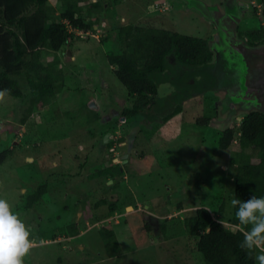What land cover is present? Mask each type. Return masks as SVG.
<instances>
[{"label":"rangeland","instance_id":"1","mask_svg":"<svg viewBox=\"0 0 264 264\" xmlns=\"http://www.w3.org/2000/svg\"><path fill=\"white\" fill-rule=\"evenodd\" d=\"M98 1L106 5L95 30L72 29L69 44L43 57L56 77L46 105L29 113L28 96L0 98V154H9L0 164V199L30 231L33 246L23 264H207L182 222L202 206L235 229L229 218L238 144L217 147L221 132L238 128L243 118L232 104L224 106L220 87L229 84L231 70L223 59L202 71L169 60L147 119L128 118L123 110L135 98L108 56L120 52L117 28L125 25L215 40L216 27L198 7L223 11L224 0ZM238 1L251 8L238 26L242 40L263 19L254 14L259 0ZM49 3L59 7V0ZM224 5L238 15L235 4ZM106 169L113 175L101 173ZM41 186L43 194L29 207ZM108 243L121 254L113 257Z\"/></svg>","mask_w":264,"mask_h":264},{"label":"trees","instance_id":"2","mask_svg":"<svg viewBox=\"0 0 264 264\" xmlns=\"http://www.w3.org/2000/svg\"><path fill=\"white\" fill-rule=\"evenodd\" d=\"M231 1L226 0L227 3ZM104 5L106 3L98 0L89 3L86 0H59V7L50 4L49 0H0V92L8 90L6 94L18 99L28 96L29 113L36 106L46 105L50 99L48 96L52 97L55 93L56 77L52 72V63L45 66L43 57L69 44L74 30H95ZM225 6L223 11L206 3L198 7L201 14L216 27L215 40L185 35L167 28L120 26L117 33L121 50L109 54L108 62L115 67L117 79L135 98L122 114L128 118L142 114L145 119L151 107L159 101L154 97L163 87L161 75L168 70L169 60L201 71L207 65L216 66L219 59L227 63L231 78L228 85L220 87L228 101L224 106L228 109L232 104L234 111L242 114L243 118L238 128L229 127L221 132L217 147L226 150L232 142L238 144L239 161L233 179L234 198L243 201L252 195L264 197V112L259 106L252 105L255 103L253 94L249 91L239 60L230 48V42L234 40V16L227 12ZM246 36L247 44L256 45L262 42L264 33L253 30L247 32ZM108 38L109 35H106L102 41ZM178 109L165 115L163 120L171 118ZM24 122L25 118L22 119ZM111 144L109 142L107 146ZM8 157L7 151L2 152L0 164ZM101 173L113 175L111 169L102 170ZM116 186L114 184L113 187ZM44 190L45 187L41 186L31 196L29 207ZM113 208L114 204L111 206ZM235 213L236 208L229 218V223L235 229L227 228L224 222L217 223L218 219L207 207H197L184 218L182 223L187 232L197 239V251L207 264H255V259L249 258L246 251L239 247L243 240L241 229L247 230L250 226L240 225ZM105 231L112 236L111 230ZM107 247L114 251H111L113 257L121 254L119 246L111 247L108 243Z\"/></svg>","mask_w":264,"mask_h":264},{"label":"clouds","instance_id":"3","mask_svg":"<svg viewBox=\"0 0 264 264\" xmlns=\"http://www.w3.org/2000/svg\"><path fill=\"white\" fill-rule=\"evenodd\" d=\"M8 90L0 92L2 98ZM231 206L242 226L243 240L239 247L257 264H264V197L252 195L247 200L233 198ZM217 223H222L218 220ZM30 231L25 223L12 211L5 199H0V264H23L33 246Z\"/></svg>","mask_w":264,"mask_h":264},{"label":"water","instance_id":"4","mask_svg":"<svg viewBox=\"0 0 264 264\" xmlns=\"http://www.w3.org/2000/svg\"><path fill=\"white\" fill-rule=\"evenodd\" d=\"M233 39L230 42V48L239 56L248 81L252 83L251 87L258 89L261 84H264V44L249 45L244 41L237 40L236 30L233 33ZM90 106L97 108L93 101Z\"/></svg>","mask_w":264,"mask_h":264},{"label":"flooded vegetation","instance_id":"5","mask_svg":"<svg viewBox=\"0 0 264 264\" xmlns=\"http://www.w3.org/2000/svg\"><path fill=\"white\" fill-rule=\"evenodd\" d=\"M225 1L226 0H224L223 1V6H225L224 5V3H225ZM229 1H231V0H229ZM235 4L237 7H238V15H234V20H233V22H232V27H233V30L235 31H237V33H238V35H241L240 34V32H239V27H240V25H241V23H242V20L243 19H245V14L247 13V11H249V9H251L250 7H249V5L246 3V2H244V3H242V2H240V1H238V0H232L231 1V4ZM263 0H259V4H258V6H257V10H255V12H254V14H256L257 15V17L258 18H260V19H263V22H261V26L262 27H260L261 29V31H263V33H264V15H263ZM229 13V12H228ZM250 13H251V11H250ZM230 14V13H229ZM252 14V13H251ZM239 26V27H238ZM263 40H262V42H260V44H264V37L262 38ZM237 40H241L240 38H238ZM247 40L248 39H242L241 41H244V42H246L247 43ZM260 44H256V45H260ZM242 70H243V67H242ZM243 73H244V75H245V79H246V82L248 81V78H247V76H246V74H245V72H244V70H243ZM247 85H248V82H247ZM254 89H256L257 90V92H256V90H255V97L257 98V105L256 106H259L260 107V109H261V111H263L264 112V84H261L260 85V87L257 89V88H254ZM255 100V99H254ZM255 104V103H254Z\"/></svg>","mask_w":264,"mask_h":264},{"label":"crops","instance_id":"6","mask_svg":"<svg viewBox=\"0 0 264 264\" xmlns=\"http://www.w3.org/2000/svg\"><path fill=\"white\" fill-rule=\"evenodd\" d=\"M53 5V4H52Z\"/></svg>","mask_w":264,"mask_h":264}]
</instances>
